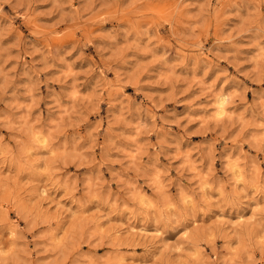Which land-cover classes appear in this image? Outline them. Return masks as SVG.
<instances>
[{
	"label": "rangeland",
	"instance_id": "rangeland-1",
	"mask_svg": "<svg viewBox=\"0 0 264 264\" xmlns=\"http://www.w3.org/2000/svg\"><path fill=\"white\" fill-rule=\"evenodd\" d=\"M0 264H264V0H0Z\"/></svg>",
	"mask_w": 264,
	"mask_h": 264
},
{
	"label": "clouds",
	"instance_id": "clouds-1",
	"mask_svg": "<svg viewBox=\"0 0 264 264\" xmlns=\"http://www.w3.org/2000/svg\"><path fill=\"white\" fill-rule=\"evenodd\" d=\"M104 47L107 48L108 45H104ZM101 54H103V49H102ZM67 55H68V56H71L72 53H71V52H68ZM49 67H50V66L45 65V67L42 68V69H31V70L26 68V69H25V74L27 75V74L31 71L35 76L40 77L42 73H45V72L48 71V68H49Z\"/></svg>",
	"mask_w": 264,
	"mask_h": 264
},
{
	"label": "bare ground",
	"instance_id": "bare-ground-1",
	"mask_svg": "<svg viewBox=\"0 0 264 264\" xmlns=\"http://www.w3.org/2000/svg\"><path fill=\"white\" fill-rule=\"evenodd\" d=\"M222 110V109H221ZM221 112V111H220ZM221 115V114H220Z\"/></svg>",
	"mask_w": 264,
	"mask_h": 264
}]
</instances>
